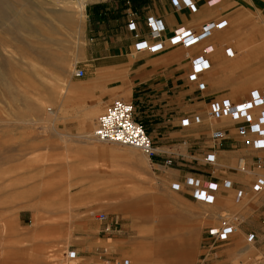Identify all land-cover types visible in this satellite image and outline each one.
<instances>
[{"label":"rangeland","instance_id":"rangeland-1","mask_svg":"<svg viewBox=\"0 0 264 264\" xmlns=\"http://www.w3.org/2000/svg\"><path fill=\"white\" fill-rule=\"evenodd\" d=\"M91 1L83 14L76 4L66 14L57 11L70 2L0 0V9L7 10L4 17L0 11V264H183L186 253L191 264H264V192L234 203L232 189L221 188L227 196L220 191L207 205L192 200L187 188L171 189L177 173L171 168L196 166L192 153L201 142L212 145L207 131L175 129L181 127L176 121L156 135L136 106L154 145L173 153L169 167L138 148L92 139L107 105L130 100L134 78L128 67L99 71L91 61L107 46L127 47L125 0ZM225 2L213 9L218 18ZM151 9L161 11L160 1L150 0L139 12ZM238 10L235 20L224 15L228 25L213 33L211 67L202 74L209 84L204 93L234 101L264 86V0H242ZM17 13L28 16L40 34L17 30ZM228 46L232 57L226 56ZM175 48L178 55L198 49ZM77 69L82 77L75 76ZM223 122L234 133L232 121ZM240 157L232 159L234 169L218 158L214 175L241 181ZM100 211L116 220L112 232L102 231ZM224 212L238 213L242 222L216 254L204 258L206 228ZM249 231L258 237L254 243L245 240ZM70 249L78 251L77 260L66 257Z\"/></svg>","mask_w":264,"mask_h":264},{"label":"built area","instance_id":"built-area-1","mask_svg":"<svg viewBox=\"0 0 264 264\" xmlns=\"http://www.w3.org/2000/svg\"><path fill=\"white\" fill-rule=\"evenodd\" d=\"M53 1L57 3L74 2L83 5L84 8L87 5V0ZM205 1L209 7H212L221 0ZM171 4L178 10L187 8L192 13L197 10V5L193 0H171ZM126 14L125 26L128 31L132 32L134 40L132 56L141 51L152 54L158 53L170 46L177 45L184 49L198 47L194 52H185L183 55L189 63L186 78L196 85L197 91L206 89L207 83L202 78V74L210 69V55L215 48L212 43L208 42V39L215 31L226 27V19L206 21L197 31L190 27L179 25L172 30L171 35L164 37L165 24L162 19L148 16L145 18L147 32L143 36L138 30L137 14L130 9H127ZM232 50L231 47H226V56L232 57ZM74 74L76 77H82L84 71L77 69ZM134 114L135 107L131 101L122 98L113 99L104 111L97 116L95 127L91 133L92 139L101 143H116L138 148L148 159L157 157L164 166H171L173 153H167L156 147ZM222 119L232 121L235 136L239 138L243 147L252 151L241 156L236 163V171L239 173L241 181H234L227 177L216 181L187 174L180 181L176 180L171 183V189L180 191L182 188H187V193L192 200L207 205L216 202L217 194L221 191V188L232 189L234 203H242L245 199L251 198L253 194L264 192V174L260 173L264 169V86L250 89L247 97L238 101H234L227 96H221L212 98L208 102L206 121L208 139L212 141V145L209 146L211 151L204 156V162L212 166L217 161L216 150L221 147L230 130V126L224 123ZM200 121V115L192 114L181 118L179 124L181 127H187L198 124ZM96 217L102 223L103 232L110 233L114 230L116 220L107 213L103 211L97 212ZM241 222L238 213L224 212L217 224L208 226L206 228L208 242H205L207 252L205 250L204 258L207 254H216L217 246L229 241L231 234ZM245 240L248 243H254L257 240V235L254 232H247ZM106 252L107 249L104 248L103 254ZM65 254L69 260H77L79 258L78 251L74 249L68 250ZM75 264L84 263L80 261ZM123 264H129V260L124 259Z\"/></svg>","mask_w":264,"mask_h":264},{"label":"crops","instance_id":"crops-1","mask_svg":"<svg viewBox=\"0 0 264 264\" xmlns=\"http://www.w3.org/2000/svg\"><path fill=\"white\" fill-rule=\"evenodd\" d=\"M159 1L161 3L162 10H158V12L151 9L148 10L146 14H140L139 10L142 11L143 9L150 6V0H133L132 4H129L127 7L137 14L138 30L143 36H145L147 32L145 18L148 16L162 19L165 24L163 36L168 37L171 35L172 30L179 25H184L197 31L204 22L209 20L225 19V17H223L224 15H229L231 20H235L242 0H226L224 6L225 8L222 10L223 15L219 18L213 14V9L221 5L225 0H221L219 4L212 7H209L205 0H193V2L197 5V10L195 13L189 12L187 8H182L179 10L175 9L171 4V0ZM91 2L102 3L107 2V0H92ZM120 3L124 5L123 1H120ZM136 3L139 4L135 5ZM103 14H106V16H103L106 18V20L113 19L111 13ZM98 15H100V13ZM103 17H101L102 21ZM226 20L228 25V19ZM123 28L125 30L127 47L124 49L117 47L116 45L111 49L109 46L105 47L107 51L105 50L102 53L99 52L91 58L94 68L101 71L103 66L111 68L122 65L132 70V77L134 78L132 81V88L134 89H132L130 100L128 101H131L134 104L135 118L141 123V119H139L136 114V106H142L141 112H144L145 118H148L145 119L144 122H149V124L145 126L154 125L155 127H153L152 131H154L156 135L163 136V134L166 133L165 128H170L171 126L173 127L176 121L178 122L181 118L192 114L200 115V123L187 127H178L174 125V128L180 129L193 127L194 129H197V131H200L199 129L202 128V131L208 132V125L206 121L207 104L212 98H217L218 96L216 95L220 94L204 93L206 89L204 91H197L196 85L187 80L186 74L189 70V63L186 59H184L185 57H183V55L177 54L175 48L181 46H170V49L166 48L168 50L165 49L153 54L146 51H141L132 56L134 43L132 32L128 31L125 25ZM212 37L213 35L208 39V42L212 43L216 47V45L211 41ZM178 64H181V66L179 67ZM203 78L207 83V88L209 85L208 80L205 77ZM221 96L225 95H220L219 97ZM128 97L129 93L125 96V98ZM201 134L202 133H200L198 137H201ZM206 136L208 138V134H206ZM192 144L196 143L193 142ZM198 147L199 148L192 153L193 156H195L192 157V162L193 165L196 166H189L187 168H181L178 166L173 167L171 169L177 171V173L173 174V177L180 181L184 175L193 174L199 176L202 179L208 178L220 181V179L224 177L221 175L219 177L214 175L215 165L212 166L204 162V156L209 151H211L209 146L201 142L200 146ZM245 148L246 147H243L240 141L236 139L235 134L231 133L229 130L226 139L221 144V147L216 150V157L217 159L219 158L222 160V162L228 167L234 169L235 166L231 165L232 159L234 157H240L244 153L246 154L244 151ZM179 155L180 154H177V156ZM181 159L184 158L181 157ZM149 160L155 161L158 160V158H150ZM181 164L185 165L183 163ZM212 167L213 170L211 169ZM238 176L240 178L239 173ZM221 192L223 197L227 196V192L225 190L222 189Z\"/></svg>","mask_w":264,"mask_h":264},{"label":"bare ground","instance_id":"bare-ground-1","mask_svg":"<svg viewBox=\"0 0 264 264\" xmlns=\"http://www.w3.org/2000/svg\"><path fill=\"white\" fill-rule=\"evenodd\" d=\"M69 2V1H68ZM65 3V2H64ZM220 3V2H219ZM219 3H217V4H219ZM71 4V5H70ZM70 4L68 3V5H65L64 6V8L62 9V10H59V11H57V13H66V14H69V13H71L72 12V8H74L75 6L73 5V4H76V3H74V2H70ZM76 5H78V12H80V13H82L83 14V12H84V6L83 5H79V4H76ZM6 10V8L4 7V10L3 9H0V11H2L1 12V14H2V16L4 17V15H5V12L7 11H5ZM2 17V18H3ZM15 19H14V21H15V23H16V25H17V30L18 29H23V30H25V31H27V33H30V34H35V33H38V34H40V30L35 26V25H31L30 24V21H29V17L28 16H26V15H24L23 13H17L16 15H15ZM2 18H0V19H2ZM4 20V19H3ZM15 25V26H16ZM14 27V26H13ZM15 28V27H14ZM15 28V29H16ZM24 32V31H23ZM43 36V35H42ZM258 49H259V47H258ZM257 49V50H258ZM37 50V49H36ZM214 50H215V48H214ZM233 51V50H232ZM214 52V51H213ZM259 52V51H258ZM257 52V53H258ZM256 53V52H255ZM251 57V56H250ZM235 62H236V60H235ZM220 64V63H219ZM231 64V63H230ZM237 64V63H236ZM261 75H262V77L264 78V73H261ZM2 78V77H1ZM252 78V77H251ZM4 79V78H3ZM261 83H262V81H261ZM123 99V98H122ZM153 251V250H152ZM186 253V252H185ZM182 255V254H181ZM188 253H186V254H184V262L185 263H183V264H191L190 263V261L188 260ZM178 256H179V254H178ZM183 256V255H182ZM177 258V257H176ZM182 261V260H181ZM119 264V263H118Z\"/></svg>","mask_w":264,"mask_h":264},{"label":"trees","instance_id":"trees-1","mask_svg":"<svg viewBox=\"0 0 264 264\" xmlns=\"http://www.w3.org/2000/svg\"><path fill=\"white\" fill-rule=\"evenodd\" d=\"M132 1H133V0H125V1H123L124 5L122 4L121 7H122L123 9H124V8H127L129 4H132Z\"/></svg>","mask_w":264,"mask_h":264}]
</instances>
